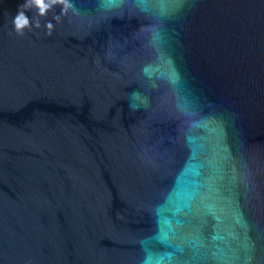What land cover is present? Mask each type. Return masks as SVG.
<instances>
[{
	"label": "water",
	"instance_id": "1",
	"mask_svg": "<svg viewBox=\"0 0 264 264\" xmlns=\"http://www.w3.org/2000/svg\"><path fill=\"white\" fill-rule=\"evenodd\" d=\"M0 264H264V0H0Z\"/></svg>",
	"mask_w": 264,
	"mask_h": 264
},
{
	"label": "clouds",
	"instance_id": "2",
	"mask_svg": "<svg viewBox=\"0 0 264 264\" xmlns=\"http://www.w3.org/2000/svg\"><path fill=\"white\" fill-rule=\"evenodd\" d=\"M59 2V0H33V3L38 7L40 14H43L45 10L53 3ZM14 25L17 30L22 29L28 25V19L23 13H19L14 19Z\"/></svg>",
	"mask_w": 264,
	"mask_h": 264
},
{
	"label": "snow or ice",
	"instance_id": "3",
	"mask_svg": "<svg viewBox=\"0 0 264 264\" xmlns=\"http://www.w3.org/2000/svg\"><path fill=\"white\" fill-rule=\"evenodd\" d=\"M105 2H106V4L111 5V4L116 3V0H105ZM138 3L144 4V3H146V0H138Z\"/></svg>",
	"mask_w": 264,
	"mask_h": 264
}]
</instances>
